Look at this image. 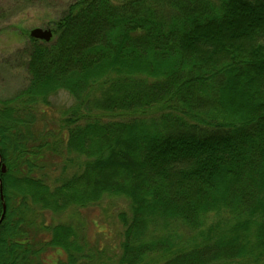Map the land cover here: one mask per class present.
Listing matches in <instances>:
<instances>
[{
  "label": "trees",
  "instance_id": "16d2710c",
  "mask_svg": "<svg viewBox=\"0 0 264 264\" xmlns=\"http://www.w3.org/2000/svg\"><path fill=\"white\" fill-rule=\"evenodd\" d=\"M54 14L51 39L21 50L27 84L0 100V264H43L49 247L91 264L71 224L36 210L104 196L130 210L112 264H264V0H71ZM58 91L73 101L55 135ZM56 153L74 170L53 187Z\"/></svg>",
  "mask_w": 264,
  "mask_h": 264
},
{
  "label": "rangeland",
  "instance_id": "374dc122",
  "mask_svg": "<svg viewBox=\"0 0 264 264\" xmlns=\"http://www.w3.org/2000/svg\"><path fill=\"white\" fill-rule=\"evenodd\" d=\"M71 0H51L56 6H44L41 2H34L32 5L22 9V0H0V100L13 96L19 89L27 84V74L21 66L22 59L20 56L22 48L27 45L30 37L29 31L34 27H45V23L50 18H54L55 10L62 8ZM32 2V0H31ZM59 13V12H58ZM57 15V14H56ZM72 98L65 91H58L50 97V107L46 114L51 124V131L58 135L52 129L57 130L62 118V111L72 103ZM60 132V129H59ZM48 133V132H47ZM48 133V137L52 139ZM48 155L44 166L48 177L46 182L54 187L55 179L62 174L71 173L74 168L64 166V158L58 157V153ZM35 208H38L36 206ZM37 211L36 222H43L46 226H53L59 223L71 224L78 233V237L83 238L80 242L82 251L87 253L92 250L94 258L91 264H112L115 258L112 252V244L121 240L123 225V216L130 215L128 200L118 196H104L97 204L88 205L79 208L69 206L66 209L52 211L45 209ZM185 231L184 229H180ZM179 232V230H178ZM158 233V232H157ZM43 237L40 234L39 239ZM49 239V237H48ZM104 252L100 254V260L95 255L98 250ZM65 254L61 249L49 247L42 255L43 264H57L63 259ZM108 257V258H107ZM90 264V260L80 257V262Z\"/></svg>",
  "mask_w": 264,
  "mask_h": 264
},
{
  "label": "water",
  "instance_id": "95a60500",
  "mask_svg": "<svg viewBox=\"0 0 264 264\" xmlns=\"http://www.w3.org/2000/svg\"><path fill=\"white\" fill-rule=\"evenodd\" d=\"M29 35L31 38L49 41L52 37V31L49 27H34L31 28L29 31ZM6 167L4 164H1V172H5ZM0 198L2 200V212L0 215V222L2 221L4 214H5V203L3 202V194H2V183L0 179Z\"/></svg>",
  "mask_w": 264,
  "mask_h": 264
}]
</instances>
